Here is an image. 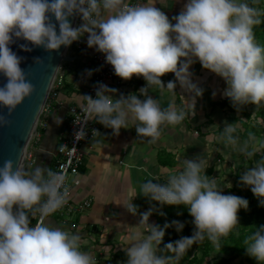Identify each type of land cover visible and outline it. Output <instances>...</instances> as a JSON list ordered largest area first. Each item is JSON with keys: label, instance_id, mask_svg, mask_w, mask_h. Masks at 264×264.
<instances>
[{"label": "clouds", "instance_id": "obj_1", "mask_svg": "<svg viewBox=\"0 0 264 264\" xmlns=\"http://www.w3.org/2000/svg\"><path fill=\"white\" fill-rule=\"evenodd\" d=\"M74 16L82 21L76 27L69 22ZM262 17L264 11L248 0H185L171 19L152 0H0V74L7 78L0 87V108L7 109V116L0 114V128L11 126L7 117L36 91L20 66L23 58L10 45L23 40L27 42L19 45L23 51L30 52V44L53 52L71 46L85 34L87 46L105 56L117 77H142L146 86L138 90L139 95L119 94L116 98L117 89L98 83L95 98L80 95L82 119L78 116L75 123L82 126L74 134L77 141L86 136L83 126L95 121L116 136L131 122L138 137L156 143L164 127L180 125L190 113L195 116L196 100L204 92L193 82L190 71L197 61L226 82L223 96L237 111L260 105L264 102V46L257 43L254 27L264 22ZM41 62L35 59V63ZM168 73L175 79L165 85L161 78ZM87 74L91 76V70ZM177 85L189 94L187 99L182 95L184 106L178 107L172 99L161 107L160 99L149 95L150 90H158L161 96L168 92L175 97ZM237 128L235 123H225L219 139L252 158L255 145L262 142L251 133L241 142L234 136ZM92 135L100 143L101 133L93 130ZM67 148L64 145L59 151L64 153ZM23 155L24 147L18 163L9 159L0 167V264H96L90 252L81 250L84 237L80 232L47 220L68 203L71 189L66 173L42 165L26 168ZM181 165L178 173L167 175L165 183H154L160 181L158 176L141 183L138 194L160 206H184L192 217L191 236H181L161 249L165 230L174 227L179 233L185 224L178 220L163 227L150 224V216L157 211L153 204L140 213L138 226L146 234L132 233L129 246L123 249L125 264H179L193 245L205 239L219 247L220 238L239 224V211L248 209L247 199L223 194L216 178L206 174L207 162L201 155L184 158ZM239 183L264 207V158L246 168ZM138 194L120 204L133 216L138 207L132 201ZM244 244L246 254L264 264V225L256 226Z\"/></svg>", "mask_w": 264, "mask_h": 264}, {"label": "crops", "instance_id": "obj_2", "mask_svg": "<svg viewBox=\"0 0 264 264\" xmlns=\"http://www.w3.org/2000/svg\"><path fill=\"white\" fill-rule=\"evenodd\" d=\"M250 1L248 0L249 3ZM152 2L171 19L180 12L185 0ZM83 38L81 48L77 42L70 46L72 56L76 57V60L70 63L74 72L65 74L64 84L58 90V98L46 106L30 141L29 151L34 157L32 166L42 165L53 170L62 136L68 131L69 108L81 104L80 95H88L90 81L81 78L84 70L93 62L96 50L87 46V34ZM190 71L194 74L193 82L204 89L203 96L196 100L195 116L190 113L180 125L164 127L160 139L154 144L148 143L149 138L138 137L131 122L129 128H122L118 136L102 125L101 137L97 138L100 143L91 141L85 147L88 155L80 168L82 184L75 192L76 202L91 199L92 206L67 223L57 216L51 215L47 218L55 226L66 228L73 233L80 232L84 237L81 250L98 258L99 262L96 264H125L127 257L123 249L129 246L130 235L134 232L140 233L141 236L146 234L145 229L138 226L140 213L147 211L153 204L156 207L157 204L150 203L138 194L141 183L157 176L160 181L154 180V183H165L169 173H178L181 170V161L184 158L192 159L197 155L208 159L217 170L215 162L223 157L219 152L220 146L225 145L219 139L220 128L225 123H238L243 107L237 111L232 106L230 100L223 96L226 82L203 69L198 61L191 66ZM161 79L166 85L175 77L174 74L168 73ZM144 86V79L136 77L123 80L122 85L112 88L118 90V98L119 94L139 95L138 90ZM176 92L175 97L168 92L161 96L158 90H150L149 95L160 99L161 107H167L172 99L178 107L184 106V97L189 98V94L182 92L179 85ZM140 98L144 99L143 96ZM58 119L60 123H57ZM32 166L26 165V168ZM135 194L138 195L132 202L138 207V213L133 216L120 204L126 199L130 200ZM35 222L34 219L33 224ZM156 222L152 214L149 223L156 225Z\"/></svg>", "mask_w": 264, "mask_h": 264}, {"label": "trees", "instance_id": "obj_3", "mask_svg": "<svg viewBox=\"0 0 264 264\" xmlns=\"http://www.w3.org/2000/svg\"><path fill=\"white\" fill-rule=\"evenodd\" d=\"M250 4L264 11V0H251ZM262 20H264V17H262ZM254 34L257 43L264 46V22L254 27ZM63 66L66 75L74 72L70 63H63ZM252 108H255L254 112ZM235 112L233 111V113ZM238 124L237 132L234 136H238L239 140L243 142L251 133L258 141L262 142L256 144L260 150H256L252 158H247L240 154L239 162L233 171L219 175L216 167L211 165L206 169V174L210 178L215 177L217 183H220L223 179L225 180L224 176L234 177L232 191L228 194L234 195L233 193L235 192L236 196L247 199L249 201L248 209L239 211V224L233 228L229 235L220 238L219 247L205 239L200 244L193 245L179 264H233L235 261H238V264H258V261L246 254L244 240L256 230V226L264 225V207L259 206V202L251 190L242 186L239 183V179L240 174L246 168L253 166L256 161L264 158V102L260 105L244 106L241 110V119L238 118ZM222 128H220L219 135L222 132ZM155 208L157 211L153 212V216L156 218V225L163 227L165 223L170 224L174 220L185 224L183 231L179 233L174 227L166 229L163 242L160 245L161 248L181 236H191L194 228L191 223L192 217L184 206H160L157 204ZM161 213L163 214L161 215ZM216 250L225 255L213 256V252Z\"/></svg>", "mask_w": 264, "mask_h": 264}, {"label": "water", "instance_id": "obj_4", "mask_svg": "<svg viewBox=\"0 0 264 264\" xmlns=\"http://www.w3.org/2000/svg\"><path fill=\"white\" fill-rule=\"evenodd\" d=\"M78 16L69 17V22L75 27ZM55 23L54 17H52ZM58 31V25H57ZM26 41L18 40L10 45L12 50L22 57L21 68L26 72L27 79L35 86L36 91L30 97L19 105L10 117L11 126L0 128V167L4 161L11 159L18 163L24 147L22 163L26 167V152L29 148L30 141L37 130L46 108L53 82L58 73H55V67H60L63 63H73L76 57L72 56L70 46H61L58 51L48 52L43 47L28 45L32 48L29 51H23L19 45L26 44ZM40 58L41 63H35V59ZM51 87L48 91V85L51 81ZM7 78L0 74V87L6 84ZM45 105L43 111L39 114V108ZM0 114L7 116V109L0 108ZM32 129L31 135L29 133Z\"/></svg>", "mask_w": 264, "mask_h": 264}, {"label": "built area", "instance_id": "obj_5", "mask_svg": "<svg viewBox=\"0 0 264 264\" xmlns=\"http://www.w3.org/2000/svg\"><path fill=\"white\" fill-rule=\"evenodd\" d=\"M132 3H145L146 0H133ZM79 16L77 17L75 27L81 23ZM79 48L83 46L84 38L82 37L79 41H76ZM91 70L92 75L89 76L87 73ZM133 78H136L135 76ZM142 78V77H141ZM81 80H89L90 85L87 89L88 95L95 98V86L98 83H103L110 88L113 86H119L123 84V79L117 77L114 74V70L111 65L106 63L105 56L102 53L96 51L93 62L89 65L88 69L84 70ZM65 81V69L61 65L59 67L58 73L55 77V80L52 85V89L49 95L47 105L49 106L50 102L56 100L59 95V89L63 86ZM167 84V83H166ZM46 105V106H47ZM80 105H74L69 108V126L66 134L62 136V143L59 147L67 145L68 148L64 153L57 150L58 159L53 167V171H64L67 175V185L71 189L70 198L68 203L54 212L52 215L61 218L65 223L69 222L73 218L79 216L84 211L89 209L92 206L91 199H85L79 202L75 200V192L81 186V172L80 168L84 164L85 159L88 155L85 147L91 141H93V130L101 131L102 125L95 121H88L84 127L86 136L83 140L77 141L75 139V132H77L82 125H77L75 119L79 116L82 119L81 110L79 109ZM34 136V135H33ZM75 147L73 151L72 148ZM71 152V155L69 153ZM26 165H33V153L29 151V148L26 152ZM99 262V259L96 258V263Z\"/></svg>", "mask_w": 264, "mask_h": 264}, {"label": "rangeland", "instance_id": "obj_6", "mask_svg": "<svg viewBox=\"0 0 264 264\" xmlns=\"http://www.w3.org/2000/svg\"><path fill=\"white\" fill-rule=\"evenodd\" d=\"M252 111L254 112L255 108H252ZM239 118L241 119V116H239ZM236 125H239V124L236 122ZM255 146H256L255 149L259 151L260 150L258 149L259 147L257 145ZM220 147L221 149L219 152L221 153V155H223V157L221 159H217L215 162V165L217 166V174L222 175L223 173L233 171L236 168L239 162L240 153L237 151H234L232 147L230 146L222 145ZM205 160L208 163L207 167H210L211 165H213L212 162H208V159L205 158ZM223 178H225V180L223 179L220 183H217V184L218 186L222 187L223 194L227 195L230 191H232L231 188L233 186V181L235 180V178L229 177V176H224ZM230 185L231 187H228ZM233 194L235 195V192ZM221 255H225V254L217 250L213 252V256H221ZM233 264H238V261H235Z\"/></svg>", "mask_w": 264, "mask_h": 264}]
</instances>
